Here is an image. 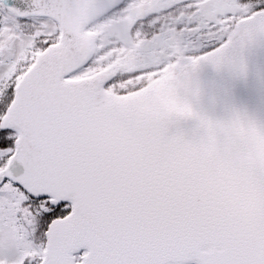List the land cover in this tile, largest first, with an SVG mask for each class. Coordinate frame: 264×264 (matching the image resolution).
<instances>
[{
	"label": "snow or ice",
	"instance_id": "6c2138e0",
	"mask_svg": "<svg viewBox=\"0 0 264 264\" xmlns=\"http://www.w3.org/2000/svg\"><path fill=\"white\" fill-rule=\"evenodd\" d=\"M257 44L264 0H0V264H264V151L189 99Z\"/></svg>",
	"mask_w": 264,
	"mask_h": 264
},
{
	"label": "water",
	"instance_id": "95a60500",
	"mask_svg": "<svg viewBox=\"0 0 264 264\" xmlns=\"http://www.w3.org/2000/svg\"><path fill=\"white\" fill-rule=\"evenodd\" d=\"M234 55L244 61L243 75L236 69L216 71L210 65H204L193 78L192 88L198 89V95H190L189 99L196 111L213 119V150H221L222 141L248 138L260 151H264V140L250 136L246 128H233L227 122L234 111L264 122V45L257 44L243 52L236 51ZM179 127L191 134L196 122L181 121ZM233 162L243 164L245 160L237 156ZM233 196L237 211L245 213L251 210L253 202L243 190L234 191Z\"/></svg>",
	"mask_w": 264,
	"mask_h": 264
}]
</instances>
